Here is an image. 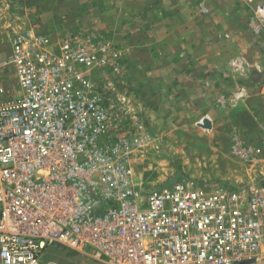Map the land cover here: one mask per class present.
Wrapping results in <instances>:
<instances>
[{
    "label": "built area",
    "instance_id": "1",
    "mask_svg": "<svg viewBox=\"0 0 264 264\" xmlns=\"http://www.w3.org/2000/svg\"><path fill=\"white\" fill-rule=\"evenodd\" d=\"M7 43L0 69L19 96L0 87V264H40L53 245L102 264H264V181L134 184L143 141L121 134L87 75L107 65L105 44L54 48L33 29Z\"/></svg>",
    "mask_w": 264,
    "mask_h": 264
},
{
    "label": "rangeland",
    "instance_id": "2",
    "mask_svg": "<svg viewBox=\"0 0 264 264\" xmlns=\"http://www.w3.org/2000/svg\"><path fill=\"white\" fill-rule=\"evenodd\" d=\"M219 4L228 7L230 0H0L9 39L33 29L54 48L63 40L108 47L107 65L87 75L104 92L121 134L143 141L129 155L142 190L182 178L264 181V72L258 70L264 60L240 59L245 46L229 45L233 31L225 20L233 8ZM235 4L251 8L243 18L256 34L264 0ZM7 42H0L2 54ZM0 87L19 96L11 67L0 69ZM40 264L102 263L53 245Z\"/></svg>",
    "mask_w": 264,
    "mask_h": 264
},
{
    "label": "crops",
    "instance_id": "3",
    "mask_svg": "<svg viewBox=\"0 0 264 264\" xmlns=\"http://www.w3.org/2000/svg\"><path fill=\"white\" fill-rule=\"evenodd\" d=\"M235 3H237V0H230V6L228 7L226 5L222 6L219 4L220 8H233L231 11V17L227 19L225 18V20H228V23L230 24L229 27L231 26L230 29L233 31V33L230 32L229 45H233L234 47H237V45L245 46V56L242 55V57H240L241 60L251 61L254 63L259 61L262 62L264 60V23H262L259 30L255 32L256 34L251 32V29L246 22L247 19L243 18L244 15H250L251 8ZM5 9L6 8H0V42L3 43L9 41L8 39L10 36L4 29L8 26V17ZM243 33L244 35H242ZM218 54L221 53L218 52ZM258 70L260 73L264 72L261 67H258ZM261 258L264 259V252H262Z\"/></svg>",
    "mask_w": 264,
    "mask_h": 264
},
{
    "label": "bare ground",
    "instance_id": "4",
    "mask_svg": "<svg viewBox=\"0 0 264 264\" xmlns=\"http://www.w3.org/2000/svg\"><path fill=\"white\" fill-rule=\"evenodd\" d=\"M208 123V122H207Z\"/></svg>",
    "mask_w": 264,
    "mask_h": 264
}]
</instances>
